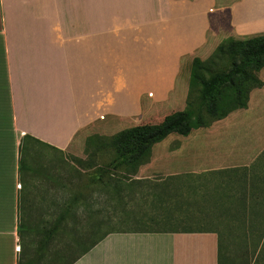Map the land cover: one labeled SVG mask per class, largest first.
I'll use <instances>...</instances> for the list:
<instances>
[{
	"label": "crops",
	"instance_id": "0c3cea01",
	"mask_svg": "<svg viewBox=\"0 0 264 264\" xmlns=\"http://www.w3.org/2000/svg\"><path fill=\"white\" fill-rule=\"evenodd\" d=\"M258 34L264 0H0V264H218L216 234L167 224L205 221L201 199L213 174L248 166L264 150V69L245 109L178 135L184 140L155 155V145L177 134L166 136L128 178L107 188L96 181V199L64 203L102 207L110 191L123 229L99 230L104 210L96 209L87 228L48 226L20 240L29 191L20 161L27 145L74 155L90 128L126 124L180 95L173 111H183L192 59H207L228 37ZM232 117L240 135L242 124L251 130L258 153L235 156L230 139L214 133ZM48 203L57 206L56 198Z\"/></svg>",
	"mask_w": 264,
	"mask_h": 264
},
{
	"label": "trees",
	"instance_id": "16d2710c",
	"mask_svg": "<svg viewBox=\"0 0 264 264\" xmlns=\"http://www.w3.org/2000/svg\"><path fill=\"white\" fill-rule=\"evenodd\" d=\"M221 56L230 61L232 69L210 71L208 67L214 65ZM261 69H264V34L241 41L225 39L207 59L193 58L187 95H191L192 90L199 89L197 101L193 102L191 108L194 113H187L186 104L183 111L168 115L159 125L134 126L108 138L97 135L90 137L86 141L89 150L87 158L95 157V152L91 150L92 145H95L97 150L100 147L104 149L111 141L112 160L118 163L114 172H119V177L114 179L113 173L97 166L94 184L98 181L105 187H111L114 181L128 178V175L149 161L151 147L170 134L187 136L192 129L209 125L210 120H219L233 111L245 109L250 92L262 85L257 77ZM205 117L210 120H205ZM20 167L25 168L23 161H20ZM206 195L208 198H202L201 202L207 203V207L202 210L207 216L204 217V226L199 231L216 234L218 264H224V244L229 231L232 230L250 228L256 231L249 246L246 240L237 241L243 243V249L251 250L252 253L264 249V150L248 166L216 171L210 191ZM72 208L73 206H66V210L70 211ZM245 213L251 215L249 219L237 217ZM223 214L232 217L221 218ZM64 218L58 216L49 229H74L75 222L69 226ZM92 226L95 227L96 224H90L89 228ZM28 230L29 225L20 219V240Z\"/></svg>",
	"mask_w": 264,
	"mask_h": 264
},
{
	"label": "rangeland",
	"instance_id": "374dc122",
	"mask_svg": "<svg viewBox=\"0 0 264 264\" xmlns=\"http://www.w3.org/2000/svg\"><path fill=\"white\" fill-rule=\"evenodd\" d=\"M245 38L248 37H228L226 39L241 41ZM237 64L240 65L239 62ZM208 69L210 71H222L226 69L231 70L232 68H230V61L225 56H221L217 59L214 65H210ZM198 91L199 89L192 90V94L189 96L186 94L184 99L185 107L186 104L188 105L187 113L190 115L194 113L191 108L193 102L197 101L196 98ZM183 97L184 96L180 95L175 97L177 100L169 102L168 104H164L165 109L151 110L147 108L146 111L139 115V117L136 116L133 121H128L126 124L114 122V120H106L108 124L106 123V125H102L99 128H90L86 134H88V137L97 135L108 138L121 130L134 126L159 125L165 117L175 113L173 111L174 109L183 105ZM98 118L100 121H103V118L105 119L106 115L101 112ZM236 118L239 119V115H237ZM205 120L210 119L205 117ZM214 121L216 120H210L208 126H210ZM239 121L244 123L242 119ZM235 123L236 119L232 117L231 120L227 122L226 126H217L216 129H214V133L225 134L228 139H230V144H232L235 149L238 148L235 150V153H233L235 156L238 152L241 155H244L246 149L249 150V153H258V150L261 147L256 149L255 147H257L259 144L253 143V140H250L254 136L251 133H248L251 130L244 129L245 126L242 124L241 126L243 127V134L240 135V133L235 131ZM260 130L264 131V128L260 127ZM239 135L241 139L237 137ZM246 138L249 139L248 142L246 141ZM238 139H240L239 143ZM87 140L82 142L74 155L70 153L59 154L42 146L27 145V147L23 149L22 161L25 166V170L22 171V178L24 179L26 188H28L29 191L22 200L20 219L29 225L31 232L45 230V228H48V226L52 225L53 220H55V218L58 216H66L68 221L67 224H73L75 222L77 229L87 228L88 223L90 222H88L85 217L86 215H90L93 210L96 209L104 210V222L100 224L102 226H99V230L107 232L116 229H123L126 227L121 223L113 221L111 208L112 196L110 191L108 192L105 189L100 199V203L102 202L103 205L102 207L74 206L69 211L66 210V206H64V203H69L71 199H80L85 197L90 199L97 198L98 194L95 192V190H97L96 188L99 187H97V183L94 184V179L97 178L95 174V169L97 166L105 168L108 173H113L114 179L119 177L118 171L114 172V168H116L118 163H115V161L112 160L113 154L111 150V141H109L107 147L104 149L100 147L99 150H97V147L92 145L91 150L95 152V157L88 159L87 153H89V150L86 147ZM177 140L183 141L184 139H182V137H178V135H170L168 138L153 147L154 154L156 155L157 153L159 154L162 151H166L168 142ZM171 145H176V142H173ZM210 179V182H212V177ZM49 180H51L50 183ZM34 187H39L41 190H31ZM49 188H53V190L49 191ZM55 198L57 206H49V199ZM203 208L204 207L201 209ZM250 216V214L245 213L244 215L239 214L237 217H247L246 219H249ZM220 217L228 218L232 217V215L223 214V216ZM90 219L92 220V218ZM167 226L176 229H201L202 226H204V223L199 221L176 222L167 224ZM255 232L256 231H253L250 228L229 231V236L226 238L222 254L224 264H264V249L261 252L256 251L252 253L251 250H247L246 248L243 249V243L240 244L237 241V239H241L243 241L246 240V243L249 246L252 244L251 238L255 235Z\"/></svg>",
	"mask_w": 264,
	"mask_h": 264
}]
</instances>
